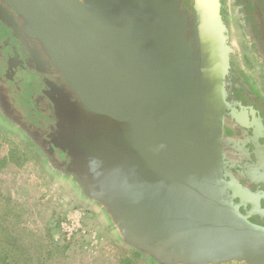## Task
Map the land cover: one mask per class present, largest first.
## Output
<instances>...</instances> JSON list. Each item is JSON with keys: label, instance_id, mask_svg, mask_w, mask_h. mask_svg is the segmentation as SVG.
<instances>
[{"label": "water", "instance_id": "water-1", "mask_svg": "<svg viewBox=\"0 0 264 264\" xmlns=\"http://www.w3.org/2000/svg\"><path fill=\"white\" fill-rule=\"evenodd\" d=\"M11 1L70 87L54 112L36 106L47 169L106 234L159 264H264V191L227 157L223 0ZM12 57L0 48L9 108L28 79ZM260 168L240 177L264 187Z\"/></svg>", "mask_w": 264, "mask_h": 264}, {"label": "flooded vegetation", "instance_id": "flooded-vegetation-1", "mask_svg": "<svg viewBox=\"0 0 264 264\" xmlns=\"http://www.w3.org/2000/svg\"><path fill=\"white\" fill-rule=\"evenodd\" d=\"M222 12L230 47V69L226 80L230 102L226 120L227 157L243 185L253 191L258 188L264 191L263 186L257 187L240 177L244 173L260 171L264 161V0H223ZM0 48L13 53L7 63L16 70L25 71L28 79L23 84L33 87L31 95L25 97L23 103L19 102V118L1 105L0 120L24 136L35 150L45 151L43 144L48 142L36 138V106L41 112H54L55 103L60 105L64 96L71 94L70 87L58 76L40 41L29 33L26 19L11 0H0ZM16 49L20 60L16 58ZM29 67L47 69L50 74L37 78L36 72L27 71ZM50 78L54 87L47 88ZM43 119L44 126L51 124L50 118ZM56 137L55 133L48 138L53 141ZM44 164L55 171L49 156L44 158Z\"/></svg>", "mask_w": 264, "mask_h": 264}, {"label": "rangeland", "instance_id": "rangeland-1", "mask_svg": "<svg viewBox=\"0 0 264 264\" xmlns=\"http://www.w3.org/2000/svg\"><path fill=\"white\" fill-rule=\"evenodd\" d=\"M32 92L31 85L23 84L16 98L23 103ZM11 104L8 113L19 118L18 106ZM43 133L36 128V137ZM23 137L0 120V260L7 264H151L146 256L131 261V249L106 237L99 216L50 175L43 151L35 150ZM76 209L89 212L90 227L105 235L94 253L80 248L65 252L53 242L56 223Z\"/></svg>", "mask_w": 264, "mask_h": 264}, {"label": "built area", "instance_id": "built-area-1", "mask_svg": "<svg viewBox=\"0 0 264 264\" xmlns=\"http://www.w3.org/2000/svg\"><path fill=\"white\" fill-rule=\"evenodd\" d=\"M89 213L71 210L63 215L52 231L53 241L65 252L81 249L85 253L96 252L103 238L88 222Z\"/></svg>", "mask_w": 264, "mask_h": 264}, {"label": "trees", "instance_id": "trees-1", "mask_svg": "<svg viewBox=\"0 0 264 264\" xmlns=\"http://www.w3.org/2000/svg\"><path fill=\"white\" fill-rule=\"evenodd\" d=\"M145 254L141 251H133L132 257H130V260L133 262L138 261L139 259L144 258ZM148 260L151 262V264H159L156 260L148 258ZM16 263V262H15ZM26 263V261L24 262ZM0 264H7L5 260H0ZM17 264V263H16Z\"/></svg>", "mask_w": 264, "mask_h": 264}, {"label": "crops", "instance_id": "crops-1", "mask_svg": "<svg viewBox=\"0 0 264 264\" xmlns=\"http://www.w3.org/2000/svg\"><path fill=\"white\" fill-rule=\"evenodd\" d=\"M49 186L55 190L54 185H52V183H51V185L49 184ZM88 213H89V212H88ZM102 229H103V228H102ZM96 230H98V234H99L100 236L102 235V236H101L102 238L105 236V235H103L102 232H101V233L99 232V231H100L99 228L96 229ZM106 237H109V236L106 235ZM53 242H54V241H53Z\"/></svg>", "mask_w": 264, "mask_h": 264}]
</instances>
